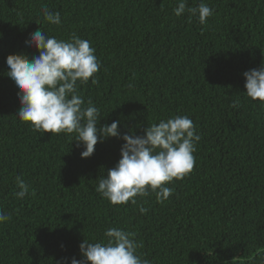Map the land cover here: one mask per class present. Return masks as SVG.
Masks as SVG:
<instances>
[{"label": "trees", "instance_id": "16d2710c", "mask_svg": "<svg viewBox=\"0 0 264 264\" xmlns=\"http://www.w3.org/2000/svg\"><path fill=\"white\" fill-rule=\"evenodd\" d=\"M201 0H188L196 7ZM201 24L178 0H0V264L82 259L79 244L117 227L135 233L151 264H259L264 256V104L245 94L243 73L264 66V0H203ZM59 12L46 22L41 8ZM41 28L91 42L95 82L79 85L100 110L98 127L119 119L121 135L141 136L160 120L188 116L201 140L193 170L137 204L112 205L96 191L119 161L124 141L110 137L81 158L72 134L37 133L17 116L6 57L38 55L25 41ZM239 100V107H231ZM34 190L17 199L16 178ZM143 206L148 211L139 212Z\"/></svg>", "mask_w": 264, "mask_h": 264}, {"label": "clouds", "instance_id": "9594fccd", "mask_svg": "<svg viewBox=\"0 0 264 264\" xmlns=\"http://www.w3.org/2000/svg\"><path fill=\"white\" fill-rule=\"evenodd\" d=\"M198 18L201 24L214 14V10L201 2L189 7L188 0H178L174 9L177 17L185 13ZM46 22L60 25L59 12L41 8ZM26 47H34L38 55L31 60L22 53L6 57L7 76L17 89L20 108L16 116L27 122L37 133L72 134L71 141L83 147L81 158H89L95 145L115 137L124 143L120 159L99 179L96 191L112 205L137 204L136 197H147L155 193L159 203L166 201L174 189L166 185L181 180L193 170L196 145L201 140L196 126L188 116H174L160 120L144 129L141 136L121 135L117 119L108 125L98 127L100 110L88 100L85 103L78 91L79 85L87 84L100 70V61L91 42L81 39L75 33L69 40L57 39L45 34L41 28L25 41ZM246 96L252 101L264 104V66L243 73ZM239 100L231 107L238 108ZM17 199L34 195V190L20 177L16 178ZM148 210L142 205L139 212ZM10 214L0 211V223L10 221ZM135 233L117 227L104 232V239L97 242L83 240L79 244L82 259L61 258L57 264H151L142 258V245L135 239ZM264 264V256L259 260Z\"/></svg>", "mask_w": 264, "mask_h": 264}]
</instances>
